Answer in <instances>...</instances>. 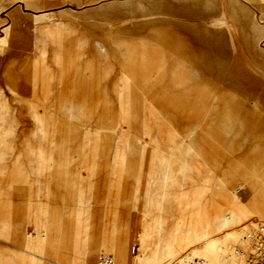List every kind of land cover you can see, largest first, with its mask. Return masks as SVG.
Here are the masks:
<instances>
[{
  "label": "rangeland",
  "instance_id": "rangeland-1",
  "mask_svg": "<svg viewBox=\"0 0 264 264\" xmlns=\"http://www.w3.org/2000/svg\"><path fill=\"white\" fill-rule=\"evenodd\" d=\"M189 3L0 0V264L191 262L212 207L232 212L213 264H245L264 225V59L247 48L264 0L242 17L202 0L206 21L174 13ZM189 29L220 31L229 63Z\"/></svg>",
  "mask_w": 264,
  "mask_h": 264
},
{
  "label": "crops",
  "instance_id": "crops-1",
  "mask_svg": "<svg viewBox=\"0 0 264 264\" xmlns=\"http://www.w3.org/2000/svg\"><path fill=\"white\" fill-rule=\"evenodd\" d=\"M188 1L190 2L189 5H185L183 7H178L174 11V13H176L179 16H184V17L185 16L186 17H195V19H198V20H205L208 17V16H206V12L199 5L202 2V0H188ZM254 1H256V0H222V4L226 10L230 9L234 14H237L238 16L242 17V16L249 14V10L247 8V5L251 4V2H254ZM28 3H29V1L26 2L27 6H24V8L29 7L30 4H28ZM260 25H263V27L261 28ZM189 30H186V31L188 32ZM195 31L197 32L198 35L201 34L204 38H207L209 40V42H210L209 46L211 47V49L216 50V51L220 50L221 52H223V55H222L221 59H218V62H220L222 64H228L229 63L225 59L226 58L225 55L227 54V52L224 50L223 44H221V42L219 41V39H220L219 35H221L220 31H216L215 34L210 35L209 33H207V31L201 32V31L195 30V29L190 30V32H193L194 34H195ZM256 31H258V32L260 31V33L262 34L263 41H256L255 40L254 34ZM198 32H201V33H198ZM252 32H254V33H252L250 41L247 42L248 51H250L251 53H254L255 55H260L264 59V20L262 19L261 16H259V14L256 15L255 22H253ZM194 40H195V36H194ZM189 46H190V50H191V55L193 57H195V44L194 45L190 44ZM179 55H184V54H179ZM223 76L217 78L216 82H220L223 85H233L234 83L239 82L236 78L233 79L232 76H230L227 73H224ZM263 138H264V136H263ZM254 171H255V173H259V176L263 179V183H264V156L256 157V166L254 168ZM246 173L242 174V176H245ZM257 189H258V185L252 187L253 192H255ZM235 225L236 224H234V226H233L234 228H235ZM123 247L124 246H122V245L120 246V244H119V246L114 250V252L116 253V256L117 257L119 256L118 259H123L122 256H120L123 254L119 253L121 251L120 249ZM117 251L120 255L119 254L117 255ZM45 255L46 254L42 253V258L46 259L48 261H51L53 263V261L51 259H49L48 257H45Z\"/></svg>",
  "mask_w": 264,
  "mask_h": 264
},
{
  "label": "bare ground",
  "instance_id": "bare-ground-1",
  "mask_svg": "<svg viewBox=\"0 0 264 264\" xmlns=\"http://www.w3.org/2000/svg\"><path fill=\"white\" fill-rule=\"evenodd\" d=\"M218 209L219 208L217 207H212L204 223V226L199 229H195V249H193V255L195 259L203 260L206 264H213L212 256L215 255L218 250L219 242L222 239V234L224 233L227 223L231 217V212L228 213L226 216H223L218 211ZM256 230L257 228L252 233L248 234L246 238L248 241V245L245 252V264H247L248 258L251 256L252 253L251 239ZM188 263L189 262H186L182 259H175L170 261L168 264ZM109 264H114L113 260Z\"/></svg>",
  "mask_w": 264,
  "mask_h": 264
},
{
  "label": "built area",
  "instance_id": "built-area-1",
  "mask_svg": "<svg viewBox=\"0 0 264 264\" xmlns=\"http://www.w3.org/2000/svg\"><path fill=\"white\" fill-rule=\"evenodd\" d=\"M252 253L247 264H264V225L260 224L252 237ZM112 259L105 255L100 256L101 263H111ZM188 264H206L203 260L194 259Z\"/></svg>",
  "mask_w": 264,
  "mask_h": 264
}]
</instances>
